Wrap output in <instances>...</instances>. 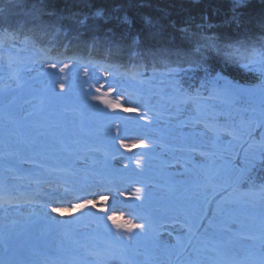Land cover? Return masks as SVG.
I'll return each mask as SVG.
<instances>
[{
	"label": "trees",
	"instance_id": "trees-1",
	"mask_svg": "<svg viewBox=\"0 0 264 264\" xmlns=\"http://www.w3.org/2000/svg\"><path fill=\"white\" fill-rule=\"evenodd\" d=\"M100 6L107 9L110 19L95 16ZM125 15L130 23H118L117 17L122 19ZM234 15L243 21V27L233 21ZM3 40L8 58L13 51L29 45L37 53L35 59L42 58L59 68L70 64L71 68L65 69L63 75L57 69L67 87L62 91L80 92L74 105L63 102L58 105L57 94L37 90L31 109L14 114V120L7 127L0 126V184L11 192H29L47 179L52 182L56 179L63 188L72 190L71 197H80L94 182L104 189H116L132 180L137 184L147 182V175L131 176L109 167L113 157L125 162L130 161L131 155L117 144L105 142L100 135L112 129L110 125L116 118L129 129L133 128L130 131L135 134L142 132L143 122L130 120V112L118 117L105 116L96 107L95 100L88 105L87 90L93 89L91 80L84 74L80 89L74 80L81 67L87 71L94 65L105 70L111 81H120L117 89L127 95L132 109L148 105L153 113L161 110L160 116L166 120V116L172 117L178 109L181 111L176 99L188 98L192 112L187 110L185 121H195L204 128L208 125L207 130L213 135L223 133L229 141L220 148L197 147L208 159L200 164L196 194L190 190L191 184L178 185L166 180L169 200H179L177 196L182 193L180 207L171 208L169 213L154 197L148 200L141 195L135 201L130 199L133 209L158 226L179 221L199 227L195 254L188 255V261L259 263L260 250L252 245H264L259 228L264 215V199L260 194L264 187L262 110L246 100L247 91L238 90L234 84L246 83L264 90V77L259 68L249 70L239 59L252 47L264 45V0H242L239 5L235 0H0V42ZM210 41H215L224 51L205 47ZM240 43L244 47H239ZM228 45H236L239 51ZM228 53H232L231 59ZM197 64L202 66L196 67ZM48 69L50 74L45 77L54 72L53 68ZM16 76L15 85H18ZM46 85L43 87L48 89ZM163 85L175 89V100ZM84 87L87 90H82ZM6 108H10L7 103L0 104V119ZM64 113L73 117L68 119ZM224 124L229 126L227 130ZM36 130L46 131L51 141L47 139L45 145L31 147ZM122 132L128 131L122 129ZM154 132L157 137L148 139L166 146L158 141L165 140L161 131ZM167 150L173 155V148ZM91 151L103 152L102 157L94 155L91 163L80 165L86 172L71 182L76 159ZM158 157L160 167L162 161L168 163L175 159ZM235 159H239L240 165L234 163ZM90 164L99 167L93 168ZM233 166L236 169L231 176ZM207 199L209 210L203 212ZM80 205H84L81 207L84 214L94 209L86 200H81ZM139 231L140 235L155 236L147 227Z\"/></svg>",
	"mask_w": 264,
	"mask_h": 264
},
{
	"label": "rangeland",
	"instance_id": "rangeland-1",
	"mask_svg": "<svg viewBox=\"0 0 264 264\" xmlns=\"http://www.w3.org/2000/svg\"><path fill=\"white\" fill-rule=\"evenodd\" d=\"M4 42V40L0 42V88L4 87L8 90L0 91V104L7 103L14 114L26 113L34 106L37 90L39 93L40 90H43L57 94L55 100L58 105L62 102L74 105L80 91L75 93L71 90L63 93L60 85L64 84V77L60 80L62 76L60 77V73L57 71L59 67L54 69L51 76L45 77V74H50L49 64L42 58L35 59L34 56L37 53L32 52L29 45L26 44L27 46L13 51L11 57L8 58ZM68 68H71L70 64H68ZM16 74L20 77L18 85H15L14 75ZM84 74L91 78L90 85L93 86L90 91L85 87L82 88L90 93L86 98L88 105L89 101L95 100L96 104L99 98L106 97L110 104L122 109L123 113L130 112V120L141 119L143 121L140 127L142 132L135 134L130 131L133 128L129 129L127 125L120 122L119 118H116L110 125L113 130L110 129L100 135L105 139V142L110 141L112 145L117 144L118 148L126 150L131 155L130 161L125 160V162L119 157H113L109 167L127 172L131 176L138 177L144 174L148 176V180L145 184H137L132 180L127 185L116 189H104L102 185H97L94 182L90 185L91 189L86 190L80 197H71L72 190L63 188L60 183L55 181L56 179L53 182L47 179L37 189H28L29 192L12 191L20 202L0 206V264H84L78 244H86L89 250L101 253L100 257L89 258L92 261H98L99 264H121V258L112 249V246L121 240L126 242L129 247L128 264H154V262L157 264H176L177 262L178 264L181 255L177 254L181 252L182 248L191 243L189 251L194 249V240L189 237L193 233V225H186L187 222L169 221L155 227L145 215L133 209V203L130 201H135L137 197L145 195L148 200L154 197L155 202L158 205L161 203L166 212L170 213L171 208L177 209L181 205L179 200L182 193L179 192L177 196L179 200H169V193L165 187L166 180H173L178 185L180 183L191 184L190 190L196 194L198 192V189H195L196 181H198L196 178L201 173L199 172L200 164L205 163L208 157L198 150L194 153L181 152L176 145L181 140L188 138L200 149L207 150L213 145L217 148L223 147L229 144V141L223 133L220 136H215L201 124L195 121L191 122V120L185 121L187 110L189 112L192 110L189 109L188 102L178 107L181 108V111L177 110V115L166 116V120H163L160 116L163 112L159 110L158 113L155 111L153 113L148 109L150 108L148 105L144 108L132 109L127 95L119 88L117 89L121 85L120 81L117 79L111 81L107 72L96 66L90 67L87 71L82 67L78 70L74 82L79 89L81 88L80 83L83 82L81 77H86ZM45 84L49 87L48 89L43 87ZM163 86L172 100H175L177 97L175 89L170 85ZM243 91L248 93L247 101L260 107L264 90ZM17 96H19L17 100L13 99ZM93 97H98V99H93ZM87 103L86 106H88ZM170 111L172 112V110ZM64 116L68 119L73 117L66 113ZM0 126L6 127L3 118L0 119ZM122 129L128 132H122ZM154 131H161L165 140L159 139L158 141L164 142L166 146L157 145L156 142L148 139L150 136L157 137ZM46 136V131L36 130L34 142L30 143V146L45 145L44 141L47 139L51 141ZM123 145H127V147ZM235 147L233 144L232 148L235 149ZM168 148L174 149L173 155L167 150ZM237 149L236 153L240 150L238 147ZM102 153L91 151L78 157L75 162L76 175L74 174L71 178V182L77 181V175L83 176L86 172V168H82L80 165L90 162L92 156H101ZM154 154H158L161 158L172 159L173 157L175 159L167 161L168 163L162 161L160 167L158 162L161 159H158L159 157ZM223 160L224 158L222 163ZM234 163L240 165L239 159H235ZM23 164L29 166V163ZM97 166L99 167L94 164L91 167L96 168ZM232 168L234 169V166ZM235 169L231 171V176L235 174ZM51 176L56 177L55 174H51ZM137 180H141V178ZM137 189L140 191L137 192ZM81 200L92 204L94 209L91 213L80 214L82 211L79 207ZM208 206L209 200L207 199L206 204H203V211L209 210ZM53 208L58 211H52ZM169 213L168 217H170ZM102 224L106 225L105 230L100 228ZM132 224L150 225L151 230H155V236L140 235L141 228H131V231H128ZM118 225L121 227H117ZM135 236L137 239H134ZM256 245H252V247L255 246L260 250L262 245ZM187 262L188 255H184L179 264H187Z\"/></svg>",
	"mask_w": 264,
	"mask_h": 264
},
{
	"label": "snow or ice",
	"instance_id": "snow-or-ice-1",
	"mask_svg": "<svg viewBox=\"0 0 264 264\" xmlns=\"http://www.w3.org/2000/svg\"><path fill=\"white\" fill-rule=\"evenodd\" d=\"M236 4H241L242 0H235ZM33 15H35V13H33ZM95 16L97 18L100 19H110L111 17L107 16V9L103 6H100L96 9L95 12ZM117 21L118 23L121 24H129L130 20L128 18L127 15H125L122 19L117 17ZM233 21L238 23L239 27H243L244 23L242 20H238L237 17L234 15L233 16ZM205 47L208 48H215L218 52L219 51H224L223 48H221V46L219 44H217L215 41H210L207 42L205 44ZM227 47L234 49L235 51H239V48L236 45H228ZM239 47H244L243 43L239 44ZM229 58H232V53H228ZM239 59L244 61L243 66L249 70H255L256 68H259L262 77H264V45H261L259 48L257 47H252L250 50L246 51V54H243L239 57ZM202 65L197 64L196 67H201ZM48 67L51 68H56L57 65L56 64H51L48 65ZM68 68L67 64H64L63 66H61L59 68V71L61 73H63L65 71V69ZM205 71L207 72V69H205ZM17 79V83L19 84V76H16ZM65 87V85L62 83L60 85L61 90H63ZM7 88H0V91H7ZM97 91H99V89H97ZM243 91V90H242ZM93 99H98V97H93ZM188 98H180L178 97L176 99V106L180 107L182 104H184L185 102H187ZM109 107H115L114 105H109ZM261 119H260V125L262 127H264V94H262V98H261ZM3 118L5 121V125L7 127L8 124H10L13 120H14V113L12 112V110L10 108H6L4 110V114H3ZM197 120H199V117H197ZM226 130L228 129V125L224 124L223 126ZM208 128V125H205V129ZM229 135H231V131L228 132ZM124 147H127V145H123ZM176 147L178 148V150H180L181 152H189V153H194L197 150L198 145L195 144L192 140L185 138L183 140H181ZM140 189H137V192H139ZM260 194L262 199H264V187H262L260 189ZM138 199L140 197H137ZM20 201L17 199V197L3 184H0V206L2 205H10L13 203H19ZM79 207H84V205H79ZM52 211H58V209L53 208ZM109 219H111V217H109ZM130 223V222H129ZM150 225L146 224V225H135L132 224L130 228H128V231H131V228H145V227H149ZM117 227H121L120 225H118ZM260 231L262 236H264V215L261 216V220H260V225H259ZM230 231V229H229ZM250 238V237H249ZM129 239H131V237H129ZM124 242L121 241H117L115 245L112 246V249L119 255V257L121 258V264H128V253H127V249L126 247L123 246ZM191 248V243H189V245L185 246L184 248L181 249V252L178 253L177 255H182L184 252H189V255H194L195 252L194 251H189V249ZM78 249L80 250L82 256H83V260H84V264H99L98 261H92L89 258L91 257H100L101 253L100 252H96V251H92L89 250L86 246V244H78ZM259 256H260V261L259 264H264V245H262L260 252H259ZM179 264V261H178ZM187 264H198V262H193L191 260H189L187 262Z\"/></svg>",
	"mask_w": 264,
	"mask_h": 264
},
{
	"label": "water",
	"instance_id": "water-1",
	"mask_svg": "<svg viewBox=\"0 0 264 264\" xmlns=\"http://www.w3.org/2000/svg\"><path fill=\"white\" fill-rule=\"evenodd\" d=\"M235 87L242 91V90H254L257 91L259 88H257L254 85L246 84V83H236ZM97 107L100 111H102L105 115L111 116V115H119L121 114L122 110L119 107H109L110 104L108 98L102 97L97 101Z\"/></svg>",
	"mask_w": 264,
	"mask_h": 264
},
{
	"label": "bare ground",
	"instance_id": "bare-ground-1",
	"mask_svg": "<svg viewBox=\"0 0 264 264\" xmlns=\"http://www.w3.org/2000/svg\"><path fill=\"white\" fill-rule=\"evenodd\" d=\"M20 49V48H19ZM91 67H94V65L93 66H91ZM20 78V77H19ZM89 80H91V78L89 77ZM168 102H170V101H168ZM179 111H180V109H178ZM143 122V121H142ZM165 224V223H164ZM164 224H161V225H164ZM155 227H158V226H155ZM152 232L153 233H155V230H152Z\"/></svg>",
	"mask_w": 264,
	"mask_h": 264
}]
</instances>
